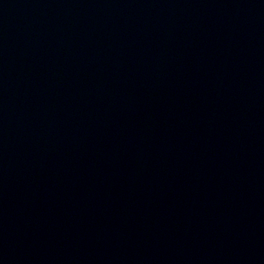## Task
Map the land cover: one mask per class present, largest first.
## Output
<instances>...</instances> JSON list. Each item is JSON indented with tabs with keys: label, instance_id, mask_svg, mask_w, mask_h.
<instances>
[{
	"label": "water",
	"instance_id": "95a60500",
	"mask_svg": "<svg viewBox=\"0 0 264 264\" xmlns=\"http://www.w3.org/2000/svg\"><path fill=\"white\" fill-rule=\"evenodd\" d=\"M0 264H264V0H0Z\"/></svg>",
	"mask_w": 264,
	"mask_h": 264
}]
</instances>
